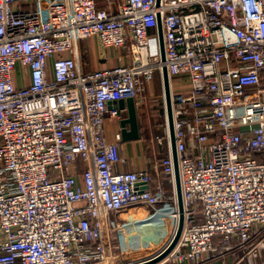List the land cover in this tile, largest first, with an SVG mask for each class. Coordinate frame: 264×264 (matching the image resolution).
Listing matches in <instances>:
<instances>
[{"label":"built area","instance_id":"1","mask_svg":"<svg viewBox=\"0 0 264 264\" xmlns=\"http://www.w3.org/2000/svg\"><path fill=\"white\" fill-rule=\"evenodd\" d=\"M37 1L0 0V264H136L155 255L120 262L109 241L119 230L113 216L136 204L167 214L159 204L170 199L176 228L164 95L155 138L165 145L159 172L170 195L151 191L146 171L115 169L123 159L103 123L120 117L118 100L146 99L163 65L170 83L190 89L171 88L184 225L155 264L236 253L264 264V159L255 157L264 158V0H124L114 15L96 0L46 10ZM93 36L105 47L129 43L131 64L83 72L79 42ZM77 162L80 177L70 172Z\"/></svg>","mask_w":264,"mask_h":264},{"label":"crops","instance_id":"2","mask_svg":"<svg viewBox=\"0 0 264 264\" xmlns=\"http://www.w3.org/2000/svg\"><path fill=\"white\" fill-rule=\"evenodd\" d=\"M60 0H38L37 3L41 5L45 10L50 4ZM124 0H96L98 6L105 8L110 14H116L118 11V5ZM30 6L23 4L20 9L27 10ZM44 19L47 20V15H44ZM79 55H80V68L83 72H90L97 69H104L119 65H129L131 64V56L129 50V43L124 47H105L102 45L98 37L93 36L89 38H83L79 42ZM264 78V73L262 74ZM184 80V79H183ZM178 80H172L171 88L174 91H188L190 85L186 82L180 85L177 83ZM161 90L163 95V86L158 74H154L149 80L147 85V97H152L154 92ZM161 94V93H160ZM162 99V96H161ZM135 105L137 111V121L139 127V136L134 139L123 140L120 134V119L127 115L126 108L120 110V117H106L103 123L104 135L108 141L116 142L119 145V151L123 161L119 162L115 169L117 171H146L151 176V181L147 187L155 192L162 190L164 194H172L173 188L172 184L168 179L166 174L159 172L160 160L165 155V145H162L156 140V136H162L163 126L162 123L155 125L152 128L151 133L148 124V113L144 112L143 105L140 98H135ZM148 114V115H146ZM258 161H262L264 158L260 155H255ZM82 170V163L77 162L74 168L70 172H75L79 177ZM162 211L168 214L174 210V206L171 200L163 201L159 204ZM151 210V209H150ZM154 212L153 210H151ZM112 224L118 227V232L116 230V237L109 241V247L111 251L115 254L118 261L133 260L130 258V254H125L127 250V245L122 239V226L118 221L116 215L113 216L111 220ZM222 241L220 235L213 237V242L215 245H219ZM130 246V245H129ZM128 246V247H129ZM213 254V253H211ZM145 256V254H136L135 256ZM138 258V257H137ZM136 259V257L134 258ZM181 264H190L188 261H184ZM205 264H247L246 260L240 259V254H233L224 261L217 259L209 260Z\"/></svg>","mask_w":264,"mask_h":264},{"label":"rangeland","instance_id":"3","mask_svg":"<svg viewBox=\"0 0 264 264\" xmlns=\"http://www.w3.org/2000/svg\"><path fill=\"white\" fill-rule=\"evenodd\" d=\"M161 96L162 92L159 89L150 98L149 96L146 99L140 97L141 102L144 103L142 106L144 112L149 114L146 115H148L147 122L151 133L153 132L152 128L156 127L155 125L158 123L164 125ZM116 217L121 223L122 239L127 245L125 254H130V258L133 259L135 257L141 259L156 254L169 242L175 230L174 219L168 217V214L152 212L142 204L132 205L117 214ZM136 254H145V256H135Z\"/></svg>","mask_w":264,"mask_h":264},{"label":"water","instance_id":"4","mask_svg":"<svg viewBox=\"0 0 264 264\" xmlns=\"http://www.w3.org/2000/svg\"><path fill=\"white\" fill-rule=\"evenodd\" d=\"M156 2L157 4H159V0H156ZM157 31H158V39H159V47H160V57L162 62H164L165 45L163 38L162 21L159 15L157 16ZM162 86H163V95L166 105V114H167V120L169 125V132H170L171 150H172L173 163H174L175 191L177 196V207H178L179 216H178V222L176 228L169 242L155 255L136 264H155L160 260H162L163 258H165L177 244L184 225V206H183L178 161H177V152L175 147V134L173 127L171 84H170V78L168 75L167 67L165 65L162 66ZM117 105H119L120 108L122 109L126 108L127 110V115L122 117L119 121L121 138L123 140L137 138L139 136V127L137 121L135 99L132 97L121 99L117 101Z\"/></svg>","mask_w":264,"mask_h":264}]
</instances>
